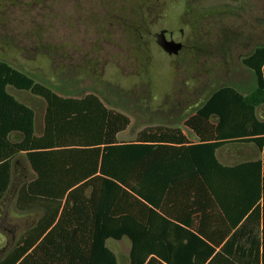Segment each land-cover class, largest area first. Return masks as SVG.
I'll return each mask as SVG.
<instances>
[{"label": "trees", "instance_id": "trees-1", "mask_svg": "<svg viewBox=\"0 0 264 264\" xmlns=\"http://www.w3.org/2000/svg\"><path fill=\"white\" fill-rule=\"evenodd\" d=\"M242 63L254 73V87H223L186 117L197 142L168 125L122 141L130 117L98 94L62 95L0 59V202L23 156L32 178L18 186L15 207L42 211L0 264H119L107 240L123 237L131 241L128 264H264V226L249 257L236 256L231 225L207 228L215 208L231 220L229 208L246 203L248 191V207L256 203L259 211L262 201L264 210V45ZM10 88L45 102L41 134L35 108ZM13 133L22 138L12 140ZM232 142H254L262 157L223 165L216 150Z\"/></svg>", "mask_w": 264, "mask_h": 264}, {"label": "rangeland", "instance_id": "rangeland-1", "mask_svg": "<svg viewBox=\"0 0 264 264\" xmlns=\"http://www.w3.org/2000/svg\"><path fill=\"white\" fill-rule=\"evenodd\" d=\"M162 29L181 42L177 54L158 44ZM259 45L264 0H0V59L62 95L98 94L130 117L122 141L183 123L223 87L250 91L255 75L242 58ZM10 91L36 108L40 129L45 102ZM233 145L219 148L223 165L235 166ZM13 190L0 202V259L40 216L19 212ZM107 244L119 264L129 263L128 237Z\"/></svg>", "mask_w": 264, "mask_h": 264}, {"label": "crops", "instance_id": "crops-1", "mask_svg": "<svg viewBox=\"0 0 264 264\" xmlns=\"http://www.w3.org/2000/svg\"><path fill=\"white\" fill-rule=\"evenodd\" d=\"M26 104L30 105L29 103H26ZM44 112H45V107H44ZM37 116L38 115H37V110H36V131L38 134H41L43 123H42V127L39 129L38 124H37ZM43 116H44V113H43ZM168 126L180 127L183 133L187 134L190 140L197 142V139L195 138V136H193L191 132L187 128L184 127L183 123L176 122V123H173V125H168ZM120 135L121 133L118 135L119 140H121ZM11 138L14 141L20 140L22 138V134L13 133L11 135ZM232 143L234 144L233 145L234 152H233V158H232L234 165L251 162L254 160H258L262 157V152L260 151V149L257 147V145L254 142H232ZM220 149L218 148L216 150V156L219 162L221 164H224L225 162L219 157V152L221 151ZM26 167H28V162L25 160L23 156L22 157L20 156L19 160L15 163V171H14V177H13V180L18 181V184L16 188H14L15 184H13L8 195L14 189L13 196L15 197L17 188L20 185V183L24 182L27 179L32 178L30 176L28 177L25 174ZM213 177L217 178V174L214 175ZM253 195L254 194L252 192L248 191L246 193V199H247L246 203L244 202L238 203L237 205H233L231 208H229L228 214L231 220H228L227 218H225L226 216L225 210L219 209V208H215L213 211L214 213L213 214L210 213V216H208L209 217L207 220L208 229L217 228L219 225L220 226L222 225L224 227H226L227 225L232 226L231 243L233 245L234 251L237 252L236 256H240L243 253H247V256L249 257L250 254L254 253L256 242L258 241L262 242V231H263V226H264V210L262 206L263 204H262V201H259V205H260L259 211L256 210V203L252 207H248L249 203L253 201L252 199L254 198ZM38 212L40 215L38 217L39 219L42 216V211L38 210ZM25 213H30V212H25ZM238 220L240 221L237 224H235Z\"/></svg>", "mask_w": 264, "mask_h": 264}, {"label": "water", "instance_id": "water-1", "mask_svg": "<svg viewBox=\"0 0 264 264\" xmlns=\"http://www.w3.org/2000/svg\"><path fill=\"white\" fill-rule=\"evenodd\" d=\"M156 36L158 44L169 54H177L180 51L182 47L181 42L167 39L165 30L160 31Z\"/></svg>", "mask_w": 264, "mask_h": 264}, {"label": "flooded vegetation", "instance_id": "flooded-vegetation-1", "mask_svg": "<svg viewBox=\"0 0 264 264\" xmlns=\"http://www.w3.org/2000/svg\"><path fill=\"white\" fill-rule=\"evenodd\" d=\"M162 30H165V29H162ZM165 32H166V35H167V30H165ZM157 33H159V32H157ZM157 33L155 34V36L157 35ZM169 34L172 35L171 32ZM156 40H157V36H156Z\"/></svg>", "mask_w": 264, "mask_h": 264}]
</instances>
